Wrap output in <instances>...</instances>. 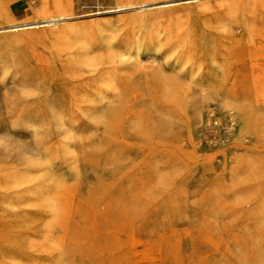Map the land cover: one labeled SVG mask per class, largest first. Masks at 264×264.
I'll return each mask as SVG.
<instances>
[{
  "label": "rangeland",
  "instance_id": "374dc122",
  "mask_svg": "<svg viewBox=\"0 0 264 264\" xmlns=\"http://www.w3.org/2000/svg\"><path fill=\"white\" fill-rule=\"evenodd\" d=\"M14 1L0 264H264V0Z\"/></svg>",
  "mask_w": 264,
  "mask_h": 264
},
{
  "label": "crops",
  "instance_id": "0c3cea01",
  "mask_svg": "<svg viewBox=\"0 0 264 264\" xmlns=\"http://www.w3.org/2000/svg\"><path fill=\"white\" fill-rule=\"evenodd\" d=\"M29 1L30 0H15L13 3H12V5H17V14H18V16H20V17H28V16H30V15H32L33 14V12L32 13H30V12H28V10L30 9L31 10V6H30V4H29ZM44 3H45V1H44ZM46 4V3H45ZM11 5V6H12ZM47 5V4H46ZM45 5V6H46ZM46 9H48V7L46 6ZM63 14H61L60 15V17H59V19H62L63 18ZM39 23V22H45V20L44 19H41V20H36V23Z\"/></svg>",
  "mask_w": 264,
  "mask_h": 264
}]
</instances>
